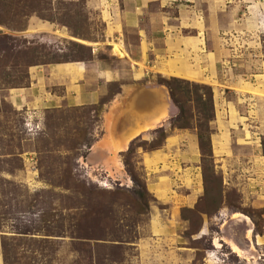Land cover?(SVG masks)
I'll list each match as a JSON object with an SVG mask.
<instances>
[{
  "label": "rangeland",
  "instance_id": "rangeland-1",
  "mask_svg": "<svg viewBox=\"0 0 264 264\" xmlns=\"http://www.w3.org/2000/svg\"><path fill=\"white\" fill-rule=\"evenodd\" d=\"M113 6L0 0V264H264V96L226 86L258 83L259 29L226 39L233 55L208 82L156 73L154 54L141 74L112 45L100 49L114 37L136 46L135 28L109 33L103 13ZM95 56L98 67L129 69L89 86L99 103L71 105L65 86L45 85L52 65ZM159 89L161 121L128 140L115 126L108 133L110 103L115 119L142 90ZM180 103L191 126L175 123ZM199 118H211L204 148Z\"/></svg>",
  "mask_w": 264,
  "mask_h": 264
},
{
  "label": "crops",
  "instance_id": "crops-1",
  "mask_svg": "<svg viewBox=\"0 0 264 264\" xmlns=\"http://www.w3.org/2000/svg\"><path fill=\"white\" fill-rule=\"evenodd\" d=\"M182 2V0H113V15L107 9H104L103 13L109 22V33L111 35L116 31L121 33L124 24L135 28L138 34L135 41L136 49L134 46L131 49L127 42L124 43V37L105 39L101 42L100 49L109 44L112 45V53L123 59L124 66L127 62L132 63L133 66L137 65L138 72L141 74L151 67L145 63L149 60V55L154 54L156 59L159 57L153 66L156 73L191 81L208 82L210 78L207 77V72L214 73L219 60H222L224 56L233 55V51L226 44V39H231L230 41L234 38L243 39L245 31L250 28L249 25L251 27L254 25L253 29H259V33L256 32L258 39H264V3L257 0H195L193 5H187ZM171 3L174 4L170 6ZM174 8H177V13L175 11V14L167 16L166 13ZM175 27L179 28L176 34L171 31ZM232 45L234 46L233 42L230 43V46ZM262 45V40L259 44L256 43L257 53L262 51ZM222 49L223 52H221ZM169 51L172 55H167ZM133 54L139 55V62L133 59ZM98 63L99 60L95 56L87 62H65L52 65L50 77H46L48 81H40L41 85L43 86L45 82V85L65 86L64 97L67 98L68 104L78 106L97 104L100 92L94 88L90 90L89 86H92L94 81L99 85L111 82L129 72V69L117 71L104 64L98 67ZM261 65L264 69L263 61ZM256 76L259 80L257 84L239 80L229 81L226 86L235 87L236 90L245 94L255 93L264 96V93L259 91V89L264 91V70ZM41 77L44 79V76ZM211 81L217 82L213 78ZM40 89L45 90L43 87ZM142 91L139 93L140 98L131 101L128 109L121 110L119 115L116 114L115 119V114L112 115L113 104L108 105L103 116L108 133L114 130L115 126L114 134L128 140L135 129H140L139 133L147 129L148 127L145 126L147 123L151 125L152 116L158 113L161 107L166 110L167 102H163L158 94L160 89L154 93L148 90ZM28 93L31 94V91L16 94L15 102L18 104V97ZM50 96L52 99L55 98V102L60 101L59 96L51 94ZM166 113L167 110L165 115ZM261 117L263 123L259 126V130L264 134V117ZM163 118L164 116L160 121Z\"/></svg>",
  "mask_w": 264,
  "mask_h": 264
},
{
  "label": "trees",
  "instance_id": "trees-1",
  "mask_svg": "<svg viewBox=\"0 0 264 264\" xmlns=\"http://www.w3.org/2000/svg\"><path fill=\"white\" fill-rule=\"evenodd\" d=\"M180 105H181V103H180ZM183 106H184L183 104L180 106L181 107V112L183 111L181 113V116L177 117L176 120H175V123H178L179 127H181V128L191 126L190 121H188V119L184 115L185 109H183L184 108ZM200 112L204 113V111H200ZM210 119L207 122V121H203L202 119L199 118V120H197V122H196V125L193 126L194 128H196L198 130V137H199V140H200L202 148H204L205 143L207 144L208 143V139H210L209 132H208L209 128L207 126L209 121H210ZM210 151H211V149H210Z\"/></svg>",
  "mask_w": 264,
  "mask_h": 264
},
{
  "label": "bare ground",
  "instance_id": "bare-ground-1",
  "mask_svg": "<svg viewBox=\"0 0 264 264\" xmlns=\"http://www.w3.org/2000/svg\"><path fill=\"white\" fill-rule=\"evenodd\" d=\"M158 111H159L158 113H156V114H154L152 116L151 119H153V121H152L151 125H153L154 123H157L158 121H160V119L163 116H165V111L166 110H165L164 107H161ZM150 117H151V114H150ZM151 125H150V123L149 124L147 123V125L145 127H148L149 128V127H151ZM139 131H140V129H135L133 131L132 135L128 137V139H131V138L135 137L139 133Z\"/></svg>",
  "mask_w": 264,
  "mask_h": 264
}]
</instances>
